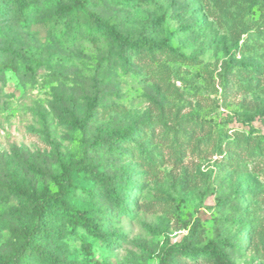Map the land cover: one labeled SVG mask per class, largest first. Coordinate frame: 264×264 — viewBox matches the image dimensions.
<instances>
[{
    "label": "rangeland",
    "instance_id": "rangeland-1",
    "mask_svg": "<svg viewBox=\"0 0 264 264\" xmlns=\"http://www.w3.org/2000/svg\"><path fill=\"white\" fill-rule=\"evenodd\" d=\"M37 1L0 0V264H264V0Z\"/></svg>",
    "mask_w": 264,
    "mask_h": 264
},
{
    "label": "trees",
    "instance_id": "trees-1",
    "mask_svg": "<svg viewBox=\"0 0 264 264\" xmlns=\"http://www.w3.org/2000/svg\"><path fill=\"white\" fill-rule=\"evenodd\" d=\"M10 2L15 3L17 0H8ZM37 0H24V4L26 5V9H29L30 11H35L37 6ZM44 5H48L52 7L53 5H59V8L63 9V11L67 10V13L74 14L76 13L75 8L71 6L69 3L62 4L61 0H44ZM58 7V6H57ZM87 16L94 18V23L97 28H106L107 33L116 41H123L124 44L127 43L125 39L122 38V36L118 35L116 29L114 26L109 25L108 23H102L100 18L96 17L94 14L84 11ZM133 44H130L129 42V49L131 51V47ZM73 121H75V124L77 125H83V121L74 118ZM26 198L31 202L34 209H36V212L41 216L44 217L46 215H49L51 213H54L56 209L63 210L64 207L62 206L61 197L60 196H54L49 197L45 201H40L39 198L34 197V195H27ZM67 214H70L74 216L75 218L79 217L84 225H87L88 229L90 231H93V228H91L90 225H88V222L85 221L81 213H77L74 211H68L64 209ZM26 230L28 231V234L32 233L33 228L28 226V223L26 224ZM42 232V230L40 231ZM46 263L45 264H62L58 260L50 257H46ZM229 264L228 261L225 259L223 254L220 252L218 246L215 244H206L203 249L199 251L189 250L186 246H173L167 249L165 253L163 254V258L161 260V264ZM13 264H23V260L17 259Z\"/></svg>",
    "mask_w": 264,
    "mask_h": 264
}]
</instances>
